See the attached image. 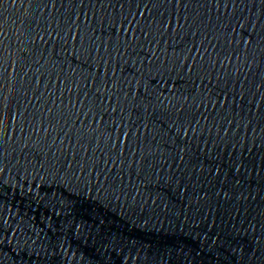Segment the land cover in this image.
<instances>
[{
	"label": "water",
	"instance_id": "obj_1",
	"mask_svg": "<svg viewBox=\"0 0 264 264\" xmlns=\"http://www.w3.org/2000/svg\"><path fill=\"white\" fill-rule=\"evenodd\" d=\"M0 264H264V0H0Z\"/></svg>",
	"mask_w": 264,
	"mask_h": 264
}]
</instances>
